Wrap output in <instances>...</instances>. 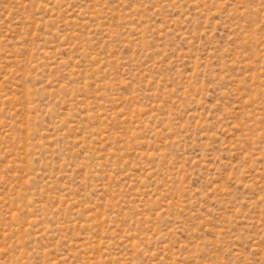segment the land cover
I'll list each match as a JSON object with an SVG mask.
<instances>
[{
  "label": "rangeland",
  "instance_id": "1",
  "mask_svg": "<svg viewBox=\"0 0 264 264\" xmlns=\"http://www.w3.org/2000/svg\"><path fill=\"white\" fill-rule=\"evenodd\" d=\"M0 264H264V0H0Z\"/></svg>",
  "mask_w": 264,
  "mask_h": 264
}]
</instances>
